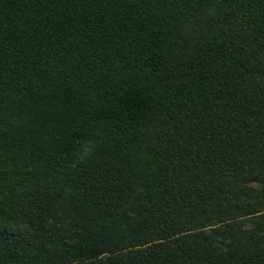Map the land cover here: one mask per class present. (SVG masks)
Masks as SVG:
<instances>
[{"label": "trees", "instance_id": "trees-1", "mask_svg": "<svg viewBox=\"0 0 264 264\" xmlns=\"http://www.w3.org/2000/svg\"><path fill=\"white\" fill-rule=\"evenodd\" d=\"M0 264H264V0H0Z\"/></svg>", "mask_w": 264, "mask_h": 264}]
</instances>
